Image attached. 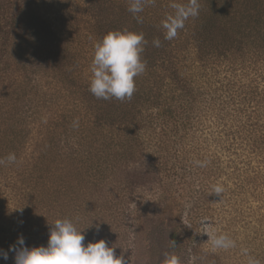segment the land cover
<instances>
[{
  "label": "trees",
  "instance_id": "16d2710c",
  "mask_svg": "<svg viewBox=\"0 0 264 264\" xmlns=\"http://www.w3.org/2000/svg\"><path fill=\"white\" fill-rule=\"evenodd\" d=\"M130 2L59 0L55 11L50 0H0V177L23 172L10 182L20 183L16 189L38 211L37 220L43 218L42 226L50 224L43 216L50 213L70 219L85 245L104 239L127 264L138 258L139 229L152 215L168 216L169 248L191 242L193 255L200 250L196 222L210 221L215 197L209 188L223 175L218 158L204 154L202 142L193 144L212 111L219 131L208 135V144L227 153L245 148L264 162V89L242 82L245 72L264 82V0H197L198 16L172 40L165 39L162 22L173 2L188 0H146L137 14L141 22L128 11ZM123 29L144 34L146 70L135 78L131 100L97 99L89 91L94 44ZM49 47L57 50L56 63L45 87L59 95V105L46 98L44 74L32 70ZM205 84L213 96L207 107ZM45 108L50 123L35 127ZM10 153L15 163L7 162ZM193 175L202 190L185 208ZM149 193L145 203L141 196ZM8 229L0 222V250L9 257H0V264H14ZM155 238L144 253L150 259L162 247Z\"/></svg>",
  "mask_w": 264,
  "mask_h": 264
},
{
  "label": "rangeland",
  "instance_id": "374dc122",
  "mask_svg": "<svg viewBox=\"0 0 264 264\" xmlns=\"http://www.w3.org/2000/svg\"><path fill=\"white\" fill-rule=\"evenodd\" d=\"M50 1L54 3V6H52L53 10L58 11L59 0ZM52 12L54 11H51V13ZM55 52H57L55 47H49L45 53H42V59H45V61H40L44 63H39V69L37 70L32 68V70L44 74L42 82H40L44 87L46 86L45 81H50L46 76H50L51 73L47 74V72L54 70L52 65L56 63L53 56ZM31 60L32 59H29L28 61L30 62ZM34 61L37 63L36 59H34ZM46 67L49 68V70L46 69ZM244 75L246 77L242 79L243 84L247 85L252 83L253 85L256 84L255 86H259L260 89H264V82L261 81V77H259L260 74L255 76L250 72H245ZM31 76L38 77L39 75H34L33 73ZM207 85L208 84H205V89H203L205 95L204 106L206 107L209 102L208 99L213 98V96L209 95L210 89H207ZM74 86L75 85H73V87ZM67 87L70 88L71 86H67L66 84V88ZM48 88L49 86L44 88L47 100H52V102L59 105V95L48 90ZM252 108H254L253 105L247 109L253 110ZM46 110V108L43 110L35 127L37 124L46 126L50 123L47 119L52 113H48ZM214 113L215 112L212 111V113L208 114L202 121L203 128H200L196 133L199 137V141L196 140L193 142L196 146L198 142H202L203 145L199 146V148H201L208 157L214 155L215 158H218V162L216 163L217 167L223 172V175L215 178V184L222 185L224 191L220 196L212 194L215 199L209 206L210 209H208L210 221L208 219L204 220L203 217V221L201 219L196 222L198 233L200 234V237H197L196 240L200 241V250L197 252V255H193L190 250L191 242L183 245L177 251L173 248H169L166 243V238L164 237L165 231L168 230V221L166 219L168 216L157 217L152 215L151 220L153 221H149L147 224L146 221L143 220L144 223H142L139 229L138 248L140 247V250L138 249V258L135 257L131 260L132 264H163L166 255H175L178 257L180 264H258L256 262L258 261L260 263V259L262 260L264 258V162L261 161L260 157L256 154L247 155L243 152L246 150L245 148L243 150L234 151L236 150L235 147L233 151L227 153L215 147L214 144H208L206 142L207 140L210 142L208 135L211 133L215 134L219 131V128L216 129V126L212 124ZM224 124L228 126L231 122L229 123L226 120ZM31 129H33V127H31ZM28 138V142H31L35 137L32 133H29ZM233 155L236 158H234ZM209 159L207 158V160ZM23 174L24 173L21 171L12 170L3 175L6 176V178L3 176L0 177V222L2 224H7L8 230H10L9 240L14 242V245H16L18 237L23 236L25 246L29 248L41 245L46 246L49 238V231L52 227L51 224L54 223L56 219H59V215L54 213L53 215L50 213L49 217L43 215L50 224H46L45 227L42 226L43 218L37 220L40 216L38 215V211L29 205V200L23 202L25 194L16 189L20 183L14 180L10 182L13 176H24ZM253 178H256L255 183ZM201 186L198 177L196 178V176L193 175L185 188L187 192H185L182 198L183 201L181 200L185 208H190V204L195 202L202 190ZM209 189L212 191V188ZM141 197L145 203H148V200L152 199L150 193L142 195ZM18 208L21 210H18ZM187 215H189V212L184 211V218H187ZM220 234L229 236L234 241L235 246L226 250L213 249L209 236ZM151 236L156 237L153 241L155 244L162 242V247L159 244L157 252L150 259L146 257L144 253ZM4 237L7 238L6 233ZM195 242L192 240V243ZM16 246L18 247L19 245Z\"/></svg>",
  "mask_w": 264,
  "mask_h": 264
},
{
  "label": "clouds",
  "instance_id": "9594fccd",
  "mask_svg": "<svg viewBox=\"0 0 264 264\" xmlns=\"http://www.w3.org/2000/svg\"><path fill=\"white\" fill-rule=\"evenodd\" d=\"M146 0H131L128 11L141 22L138 13L143 12ZM174 10L162 22L165 39H174L178 31L184 28L185 21L199 14L197 0H188L187 4L173 2ZM147 41L143 33L128 29L107 32L94 44L93 58L90 64L89 91L97 98L120 101L131 100L136 91L135 78L146 70V61L142 59ZM155 47L160 41L154 40ZM78 127V121H74ZM8 163H15L14 153L6 157ZM0 160V164L4 163ZM200 167L205 163L196 161ZM224 188L216 184L212 194L220 196ZM47 245L27 247L23 236L18 237L16 245H10L14 253V264H127L122 256L115 254V248L108 246L104 239L84 243L83 231L78 229L70 219H56L51 224ZM213 249H229L235 246L234 241L225 234L210 235ZM175 242H173V245ZM0 257L8 260V252L0 250ZM163 264H180L175 255H166Z\"/></svg>",
  "mask_w": 264,
  "mask_h": 264
}]
</instances>
